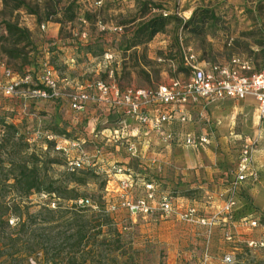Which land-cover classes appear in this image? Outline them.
I'll return each instance as SVG.
<instances>
[{
  "label": "rangeland",
  "instance_id": "rangeland-1",
  "mask_svg": "<svg viewBox=\"0 0 264 264\" xmlns=\"http://www.w3.org/2000/svg\"><path fill=\"white\" fill-rule=\"evenodd\" d=\"M203 12L212 17L202 25L199 18ZM194 14L193 23L185 26ZM159 15L171 18L164 32L148 43L130 47L139 25ZM7 24L26 31L27 38L10 36ZM184 52L214 65L236 57L248 62L251 71L261 70L264 0H0V63L23 80L15 95L0 97V208L17 204L26 219L27 214L70 206L56 194L51 199L44 194L24 196L20 190L26 186L16 191L9 187L12 181L4 182L12 173L36 167L46 176L47 184L74 189L78 200H88L94 216L83 253L72 239L78 227L67 221L57 220L46 230L31 223L27 235H15L5 228V235L17 236L19 241L11 249L2 241L4 235L0 236V264H200L206 247L210 264H224L225 256L233 258L232 264H264V247L250 249L246 245L253 239L264 241L261 229L234 231L216 225L207 230L195 223L166 219L157 212L132 216L122 208L113 214L109 211L119 203L118 185L117 179L105 172L107 164H116L130 168L134 181L160 180L159 188L180 201L177 207L199 206L198 217L210 219L222 210V159L217 163L220 173L211 179L194 173L175 176L169 167L157 173L150 167L153 151L148 155L144 142L132 139L137 153L130 157L127 142L115 140L110 130L97 125L100 114L95 108L90 106L79 115L61 99L28 96L40 86L44 63L53 68L65 95L97 81L114 83L122 90L153 91L171 80L188 77ZM253 108L254 100L246 99L243 112L250 113ZM7 126H13L15 132ZM219 128L222 123L210 130L209 152L217 157L222 156V143L218 142L222 135H216L222 130ZM77 160L83 169L69 173V164ZM248 190L236 194L235 214L255 212L264 226V211L248 196ZM143 194L136 187L130 199ZM106 217L109 221H104ZM100 224L104 226L99 228Z\"/></svg>",
  "mask_w": 264,
  "mask_h": 264
},
{
  "label": "built area",
  "instance_id": "built-area-1",
  "mask_svg": "<svg viewBox=\"0 0 264 264\" xmlns=\"http://www.w3.org/2000/svg\"><path fill=\"white\" fill-rule=\"evenodd\" d=\"M44 29L43 26L42 30ZM182 61L188 77L183 81L171 80L167 84L157 86L153 91L122 90L114 83L97 81L70 95L61 92L53 68L45 63L39 77L43 89L33 90L28 93V96L41 100L61 99L67 102L72 112L79 115L84 114L90 106L108 108L112 116L122 114L125 117V128L131 126L127 120H131L136 125L138 132L132 134V139H138L140 133L146 132L168 143L175 139L177 144L187 149L208 146V137L180 132L176 138H173L166 132V127L173 123L178 127L187 123L189 107L199 104L208 106L226 99L243 100L251 97L258 104L260 121H264V69L253 73L248 62L236 57H233L225 66L200 63L190 52L183 53ZM0 66L3 69L0 96L11 97L16 94L23 80L18 79L14 72L3 63H0ZM28 79L26 78L25 81ZM110 133L117 140L116 132L110 130ZM132 139L126 141V150L130 157H136L137 148L134 143H131ZM257 144V140L242 144L235 168L236 175L227 190L224 206L220 213L210 219L199 218L195 207L180 209L176 206V203L180 202L176 198L169 196L157 198L158 184L144 180L134 181L130 168L114 164L109 165L105 173L117 179L119 203L109 211L114 213L122 208L132 216H146L157 212L166 219L174 218L184 223H195L207 230H211L216 225L233 229L236 226L231 222V215L236 207V194L240 186L247 182L255 184L259 179L258 171L254 168V151ZM76 146L77 144L73 145V147ZM69 167L71 171H78L84 166L77 160L70 163ZM136 187L143 191V197L131 201L130 193L135 191ZM77 204L89 206V201L82 199ZM240 227L247 231L264 228L259 225L258 220L244 223ZM228 235L229 233H226V239H229ZM246 245L250 249L262 248L264 241L250 240L246 242ZM210 259L206 247L200 264H210ZM222 262L232 264L233 258L225 256Z\"/></svg>",
  "mask_w": 264,
  "mask_h": 264
},
{
  "label": "crops",
  "instance_id": "crops-1",
  "mask_svg": "<svg viewBox=\"0 0 264 264\" xmlns=\"http://www.w3.org/2000/svg\"><path fill=\"white\" fill-rule=\"evenodd\" d=\"M197 61L200 62L198 59ZM229 61L222 65H227ZM1 81H3V69L0 66ZM249 98L251 97L243 100L226 99L208 106L199 104L189 107L187 108V123L180 127L175 123L166 127V132L168 134L170 133L173 138H176V135L180 132L208 137L209 145L204 148L187 149L177 144L174 141L175 139H172L173 141L168 143L146 132L140 133L139 139L146 145L148 155L150 151H153V160H151L150 167H154L157 173H162L169 167L175 176L181 175L188 177L190 173H194L195 176L201 174L211 179V175L220 173L217 163L222 159L223 208L227 190L236 175L235 168L240 148L246 142L257 140L258 144L254 151V168L258 171L259 179L255 184L249 182L242 184L238 193L242 190L249 189L246 192L248 196L254 199L256 206L261 211H264V121H260L259 119L258 104L253 98V110L250 113L243 112L244 101ZM98 120L99 118H97ZM127 123L131 124V128L136 127L131 120H127ZM221 123L222 128L219 129L222 130L218 131L216 135H222V139H218V142L222 143V156L217 157V154H211L209 152L213 140L210 130L212 127L216 129V124L220 125ZM252 134L254 135L251 137L247 136ZM202 152H206V156L201 155L200 153ZM249 184L253 187L247 186ZM192 207L196 209L201 208L196 205H192ZM255 217L256 220H259L256 213ZM233 229L234 231L243 230L241 227H235ZM261 231L264 232V228Z\"/></svg>",
  "mask_w": 264,
  "mask_h": 264
},
{
  "label": "trees",
  "instance_id": "trees-1",
  "mask_svg": "<svg viewBox=\"0 0 264 264\" xmlns=\"http://www.w3.org/2000/svg\"><path fill=\"white\" fill-rule=\"evenodd\" d=\"M210 17H212L210 12H203V14L199 18V21L203 25L207 20L211 19ZM194 19H195V14L192 16L191 19H189V21L185 24V26H188L191 23H193ZM170 20L171 18L163 17L162 15H159L149 18L146 21L142 22L132 36L130 47H136L150 42L157 34L164 32ZM6 32L10 36L19 37V38H23V37L27 38L28 36V33L26 31L20 30L14 26H11L10 24L6 25ZM261 70L255 72L252 71V72L258 73ZM39 85H40L39 88L35 90L43 89V86L40 84V82ZM91 107L95 108L100 114V116L98 117L100 119L98 120L99 124L97 125H99V127H103L104 129L111 130L112 132H116L117 140L121 139L124 142H126L127 140L132 139V134L134 133L137 134L138 130L136 128L124 127L125 117L122 114H117L116 115L117 119L113 120L111 119L113 116L111 115V112L108 108L105 107L99 108L96 106H91ZM7 128L15 132L13 126H7ZM107 166L109 167L108 164ZM120 167H126V166H120ZM68 171L71 174H76L80 170L71 171L69 169ZM91 172L95 176L99 175L96 170L95 171L91 170ZM8 181H12V183L8 185L11 189H14L16 191L20 190L17 189L19 186H26L25 190H20L24 196H29L32 194H44L45 196L51 199V196H55L56 194L57 199H62L63 201L70 203L69 204L70 206L65 207L63 210L58 209L57 211H51L44 209L43 212H38L37 214L34 215L27 214L28 217L26 219L20 213L21 208L19 207V205L13 203L11 204V206H7V205L3 206L2 208H0V236L2 237V235H4V238L2 239L0 237V241L2 239V241L8 242V244H10V248L15 249L18 245L19 240L17 236L16 238L15 237L13 238V236L11 235H5V228L15 232L16 233L15 235H23V234L25 235L26 233H28L31 223L36 224V226L44 228V230H46L45 228H50V227L52 228V226L55 225L56 221L59 220V221H67L71 225H77L78 228L76 229L74 236H72V239H75L77 241L74 247L78 248V251L80 253L86 251V249L88 248L89 230L90 228H92L89 226V224L91 223V219H93L94 216H93V212L90 210V206H79L77 204L79 200L74 189H68L67 187H63V186H58L54 188V184L52 183L47 184L46 176H41L36 167H32L31 169L23 168L17 173H12L10 178L9 176H6L4 180L5 183H7ZM144 181L156 183L160 187L162 186L163 183L160 180H158L157 182L146 181V180ZM161 196H169L175 198L171 193L163 192L159 188V190L157 191V198ZM231 217H232L231 222L236 227H240L244 223L256 220L255 212H251L245 216H241V214L239 213L235 214V211H233ZM11 219H13L14 222H12V226H9V222L11 221ZM104 221H109V218L106 217ZM258 223L261 226L260 220H258ZM88 226L90 227L89 229ZM103 226L104 224L98 225L99 228ZM2 227L4 229H2ZM74 256L75 254L73 255V257ZM73 260L76 259L73 258Z\"/></svg>",
  "mask_w": 264,
  "mask_h": 264
}]
</instances>
